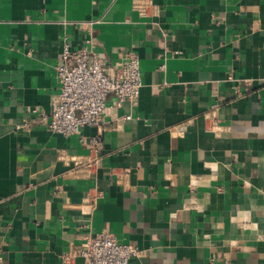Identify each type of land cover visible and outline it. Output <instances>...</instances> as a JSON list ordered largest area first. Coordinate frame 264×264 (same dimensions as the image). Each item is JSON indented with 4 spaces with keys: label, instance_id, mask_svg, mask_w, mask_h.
Instances as JSON below:
<instances>
[{
    "label": "crops",
    "instance_id": "0c3cea01",
    "mask_svg": "<svg viewBox=\"0 0 264 264\" xmlns=\"http://www.w3.org/2000/svg\"><path fill=\"white\" fill-rule=\"evenodd\" d=\"M134 1L0 0V264H63L103 232L140 249L130 264H264V0ZM89 39L142 79L97 164L98 128L31 113L53 108L65 43Z\"/></svg>",
    "mask_w": 264,
    "mask_h": 264
},
{
    "label": "built area",
    "instance_id": "2783aa9c",
    "mask_svg": "<svg viewBox=\"0 0 264 264\" xmlns=\"http://www.w3.org/2000/svg\"><path fill=\"white\" fill-rule=\"evenodd\" d=\"M153 7L152 0H135L133 8L142 15H148ZM79 49L65 43L56 67L61 89L53 98L50 113L38 108L31 110L37 121L51 132L66 137L81 135L87 126L96 127L99 134L92 138L93 161L99 162V152L103 146V118L126 101L136 102L140 96L142 79L140 59L134 54L125 56L117 65L95 50V43L89 39ZM252 88L253 82H244ZM114 95L116 101L108 105L107 99ZM125 120H131L126 116ZM30 126L26 123L19 128ZM90 229V224H85ZM142 256L140 249L133 244H121L109 232L89 233L81 245L63 256V264H72L74 257L83 259V264H130L131 260Z\"/></svg>",
    "mask_w": 264,
    "mask_h": 264
}]
</instances>
